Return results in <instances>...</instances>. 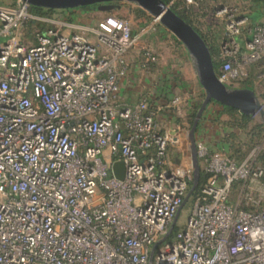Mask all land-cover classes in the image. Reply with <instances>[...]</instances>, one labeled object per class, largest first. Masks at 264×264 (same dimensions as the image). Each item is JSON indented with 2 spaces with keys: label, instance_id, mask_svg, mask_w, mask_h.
<instances>
[{
  "label": "built area",
  "instance_id": "2783aa9c",
  "mask_svg": "<svg viewBox=\"0 0 264 264\" xmlns=\"http://www.w3.org/2000/svg\"><path fill=\"white\" fill-rule=\"evenodd\" d=\"M200 1L185 0L193 8ZM240 2L217 0L211 12L224 33L217 77L229 88L251 76L264 81V21L240 47ZM38 20L52 26L29 44L24 31ZM0 38V264H264V208H241L264 177V144L237 163L196 142L207 178L170 231L192 161L182 149L169 161L170 144L183 139L157 128L147 100L119 101L130 49L140 47L146 71L158 61L127 20L86 26L14 0L0 3Z\"/></svg>",
  "mask_w": 264,
  "mask_h": 264
},
{
  "label": "crops",
  "instance_id": "0c3cea01",
  "mask_svg": "<svg viewBox=\"0 0 264 264\" xmlns=\"http://www.w3.org/2000/svg\"><path fill=\"white\" fill-rule=\"evenodd\" d=\"M252 4L248 12L246 10L244 12V15L247 17L244 29L239 36L235 37L240 47H243L244 43L250 38L251 27L256 23L264 21V11L258 14L253 9L252 6L254 5ZM66 11L67 14L70 12L71 15L68 20L86 26L96 25L97 22L95 24L91 23L90 18L93 19V17L103 13V11L98 9L93 10V8L83 10L71 8ZM84 17H87V19H84ZM127 60L129 70L121 80L118 90L119 95L124 100L123 102L133 103L141 99L147 100L150 108L154 111V120L158 129L167 130L172 137L187 134L189 132L187 130H190L191 127L185 126V120L197 96L203 91L190 57L184 63L183 79L178 75L176 70L171 71L168 68H163L159 64V58L157 63L152 65L148 71L142 69L140 56L137 59L129 57ZM263 86L264 81L258 83L254 80L253 76L247 81V87L253 89L257 96L261 94L264 98ZM222 106L216 102H210L205 107L194 131V137L196 142H202L210 149L221 150L227 153L229 144L225 139L230 133L237 132L236 134H241L242 129L230 126L231 114ZM221 115L225 117L223 119L224 125L220 129L216 126V124L220 126V122L214 119ZM232 115L237 116V112L232 113ZM172 147H176L180 151L182 150L180 145L170 144L168 159L170 162L175 163L178 162L179 157H172Z\"/></svg>",
  "mask_w": 264,
  "mask_h": 264
},
{
  "label": "rangeland",
  "instance_id": "374dc122",
  "mask_svg": "<svg viewBox=\"0 0 264 264\" xmlns=\"http://www.w3.org/2000/svg\"><path fill=\"white\" fill-rule=\"evenodd\" d=\"M217 0H201L200 1V5L202 8L199 9V11H203L204 9L208 10L209 8H212L213 5L216 3ZM0 3L2 4H11L14 3V0H0ZM115 4L118 6L114 7V9H111L109 11H103V13L101 15H97L95 17L90 18L91 23H96L99 20H101L104 17L107 16H114V17H118V18H124L125 20H127L131 26V30L133 34H140V43H138V46H146L151 48L155 54H157L158 58H159V64H161V66L163 68H168L169 70L173 71L176 70L178 75H180L183 79V75H184V63L186 61H188L189 56L187 55V51L184 48V46L182 45V43L175 39H173V35L170 34L169 31H167L166 29H164V27L162 25L159 24L158 21L154 22L153 21V17L147 13L144 12L143 14H140L139 9L137 7V5H135L132 2H115ZM187 3L185 2V0H172L169 5L170 7L174 8L176 11L178 12H182V11H186L188 9L189 6L186 5ZM241 5L245 6L246 11L248 12L249 7L251 6V4L248 2V0H244L243 2H240ZM229 5H234V4H229ZM97 8H93V10H96ZM63 10V11H62ZM188 11V10H187ZM198 11V10H196ZM41 17H46V18H66L67 20L70 18V12L69 14H67L66 9H58L55 11H51L49 13H45L43 15H39ZM102 16V17H101ZM89 18V17H88ZM84 19H87V17ZM199 19V16L197 18H195L193 20V24L201 31L203 32V34H205L204 32H206V25H211L214 27L215 30L220 31V36L222 35L223 37V30H222V26L220 25V23L218 22L219 20H214L211 19V17L208 15V17H204V18H200L199 21L201 22L200 24L197 23ZM216 21V22H215ZM214 23V24H212ZM216 24V25H215ZM52 26L51 22L48 20H38L35 22H29L24 33H25V39L29 44H33L36 42V34L37 32L40 31H44L46 28ZM221 28V30H220ZM217 31V32H218ZM219 33V32H218ZM4 38H0V41H4ZM140 47H136L134 49H130V51L126 54V59L129 57H133L135 59L138 58V56H140L139 51L141 49H139ZM187 53V54H186ZM187 80V79H185ZM188 81V80H187ZM240 87H242L243 83L240 82L238 84ZM118 98L119 101H124L122 99V96L119 95L118 93ZM204 98V92L202 91L201 94L199 96H197L196 101L193 103V107L191 109V111L189 112V114L187 115V118L185 120V126H189L191 127V125L193 124V121L195 119L197 110L199 109V106L202 102ZM258 98L260 99V101L263 103L264 98L261 96V94L258 95ZM263 108H264V103H263ZM186 116V115H185ZM225 116L221 115L219 117H217L216 119H214L215 121L220 122V126H217V128H222L223 124V119ZM252 124H261V128L254 130V133H257V131L259 132H264V117L259 116L258 114L256 115H252ZM252 124H248L251 126ZM249 126H247V128H249ZM189 131V129L187 130V132ZM251 131V130H250ZM237 133V132H236ZM241 134H239L237 137H232L231 133L228 135L229 138L236 140L237 142H240L241 145L239 147H241V149L239 150V152L243 155L244 154H248V152L252 149V147H254L255 145H261L263 146L264 144V139L261 140L260 142L258 141L259 137L256 138H251L249 136V132L247 133V131H243L240 132ZM188 138V134H183L181 136V139H183V144L181 146V149L183 150L184 154L186 157L189 156V158H191V148L189 145V142L187 143L185 139ZM257 140V143H253ZM188 141V140H187ZM187 143V144H186ZM186 144V145H185ZM171 150L172 152V157L177 158L180 156V150H178V148L176 147H172ZM264 153V149H261L258 153H257V157L260 156V154ZM264 156H260L258 158L260 163L263 164L264 166ZM264 180V177L256 182H252L250 184L251 188H250V192L248 194H244V197L247 198V200L250 198H254L257 197L258 199V205L261 208H264V187L261 185V182ZM253 190V191H252ZM232 198V196H231ZM191 206V199L190 197L187 199V201L184 203V205L181 207V209L178 212L177 218H176V224H181L185 221V218L187 216V212L189 210Z\"/></svg>",
  "mask_w": 264,
  "mask_h": 264
},
{
  "label": "water",
  "instance_id": "95a60500",
  "mask_svg": "<svg viewBox=\"0 0 264 264\" xmlns=\"http://www.w3.org/2000/svg\"><path fill=\"white\" fill-rule=\"evenodd\" d=\"M31 6L49 9H71L88 5H96L100 11H109L117 5L115 2H132L142 12L149 13L167 31L177 38L186 49L198 81L203 89L204 98L197 110L195 119L188 132V141L191 148V161L193 166L192 181L184 199L178 208L176 216L171 224L173 228L178 212L198 185L199 162L196 154V141L194 131L205 107L210 102L236 109L245 115L264 117V108L253 89L248 87L229 88L217 77L212 56L199 33L183 18H181L169 4L162 0H24ZM118 7V6H117ZM111 171L118 179L123 178L124 167L121 161H115L111 165Z\"/></svg>",
  "mask_w": 264,
  "mask_h": 264
},
{
  "label": "trees",
  "instance_id": "16d2710c",
  "mask_svg": "<svg viewBox=\"0 0 264 264\" xmlns=\"http://www.w3.org/2000/svg\"><path fill=\"white\" fill-rule=\"evenodd\" d=\"M164 3L169 4L172 0H162ZM248 2L254 6L253 9L256 10V12L258 14H260L262 11H264V0H248ZM96 5H88V6H84V7H79L80 9H91V8H95ZM251 7V6H250ZM172 8V7H171ZM202 8L201 6H198L196 8L193 7H188V11H182V12H178L176 11L174 8H172V10H174L181 18H183L186 22H188L198 33L199 35L203 38L205 44L207 45L210 54L212 56V60H213V65H214V69L217 73L218 71V67L220 65V62L217 61L215 58L218 56V52H219V45H220V41L222 39V35L220 36V31L215 30L213 26L211 25H206V32H204L205 34H203V32H201L194 24H193V20L195 18H197L199 16L200 18H204V17H208V15L211 17V19L217 20L216 18H214L211 15V12L213 11V7L209 8L208 10L204 9L202 12L199 11V9ZM31 10L33 13L37 14V15H43L45 13H49L51 11H55L58 9H49V8H43V7H37V6H31ZM69 10V9H66ZM198 10V11H196ZM63 11V10H62ZM140 11V10H139ZM140 14H143L144 12L140 11ZM198 19L197 23H201ZM216 22V21H215ZM220 23V25L222 26V30H223V25L220 21H218ZM214 24V23H212ZM216 25V24H215ZM221 30V28H220ZM219 33H218V32ZM175 40H177L179 42V40L177 38H173ZM249 77L244 80L242 83V87H247V81H248ZM226 111H228L231 114L230 117V126L231 127H236V128H240L242 129L241 132L243 131H247V133L249 134V136L251 138H258V141L260 142L261 140L264 139V132H259L257 131V133H254V130H257L259 128H261V124H252V115H245L242 114L240 112H238L236 109L231 108V107H227V106H222ZM237 112V116H233L232 113ZM248 124H252L251 129L250 126ZM247 126H249V128H247ZM251 130V131H250ZM232 137H237L238 134L236 133H231ZM226 142L229 144L228 145V152L227 155L229 157H231L232 159H234L237 163H239L240 161L243 160V158L247 155L243 153V155L239 152V150L241 149V147H239L241 145L240 142L236 143V140H233L231 138H229V136H227V138L225 139ZM255 141V140H254ZM257 140L253 143H257ZM260 156H264V153L260 154ZM258 156V157H260ZM257 157V162L260 163L259 159ZM264 158V157H263ZM264 160V159H263ZM261 164V163H260ZM263 166V164H261ZM264 168V166H263ZM207 178V174L204 172V170L199 166V177H198V185L195 188V190L193 191V193L190 196V199L192 201L193 196L199 191V189L201 188V186L204 184L205 180ZM241 182L237 181L233 184L232 186V193L234 192L235 188L240 185ZM261 185L264 187V180L261 182ZM249 193V192H248ZM247 198H244V200H242V204H241V208L247 211H258L261 210L263 208H261L258 205V199L257 197H254L252 199H250V201H248L247 203Z\"/></svg>",
  "mask_w": 264,
  "mask_h": 264
}]
</instances>
